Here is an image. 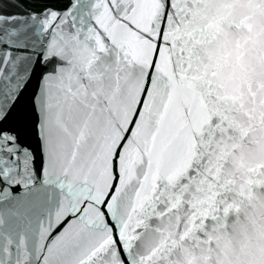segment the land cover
<instances>
[{"label":"snow or ice","instance_id":"obj_1","mask_svg":"<svg viewBox=\"0 0 264 264\" xmlns=\"http://www.w3.org/2000/svg\"><path fill=\"white\" fill-rule=\"evenodd\" d=\"M8 3L0 264H264V0Z\"/></svg>","mask_w":264,"mask_h":264},{"label":"water","instance_id":"obj_2","mask_svg":"<svg viewBox=\"0 0 264 264\" xmlns=\"http://www.w3.org/2000/svg\"><path fill=\"white\" fill-rule=\"evenodd\" d=\"M3 11L7 14V13H12L15 14L18 11H23L22 9H16L14 7L11 6V0H9V3L3 8ZM37 87V83H36V79L35 77H33L32 79V83L29 84L28 88L25 91V99H27L28 97L31 96L32 92L36 89Z\"/></svg>","mask_w":264,"mask_h":264}]
</instances>
